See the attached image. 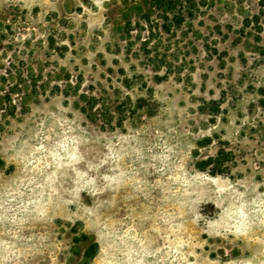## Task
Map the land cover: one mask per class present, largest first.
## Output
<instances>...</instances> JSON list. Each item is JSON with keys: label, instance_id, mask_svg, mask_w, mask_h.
I'll use <instances>...</instances> for the list:
<instances>
[{"label": "rangeland", "instance_id": "rangeland-1", "mask_svg": "<svg viewBox=\"0 0 264 264\" xmlns=\"http://www.w3.org/2000/svg\"><path fill=\"white\" fill-rule=\"evenodd\" d=\"M151 1L0 0V264H264V0Z\"/></svg>", "mask_w": 264, "mask_h": 264}, {"label": "trees", "instance_id": "trees-1", "mask_svg": "<svg viewBox=\"0 0 264 264\" xmlns=\"http://www.w3.org/2000/svg\"><path fill=\"white\" fill-rule=\"evenodd\" d=\"M192 3V0H152L150 2V7H149V13L147 14L148 16L151 15V12L154 11H161L163 12V19L168 20V16L172 14L174 17L177 18L178 24L182 22V17L184 16L185 12H188L190 16L193 15V7L190 5ZM148 20V19H146ZM171 24L165 22L162 25L163 30H170ZM206 165V163L204 164ZM98 244L94 241L90 251H88L87 255L88 256H93L97 250Z\"/></svg>", "mask_w": 264, "mask_h": 264}]
</instances>
